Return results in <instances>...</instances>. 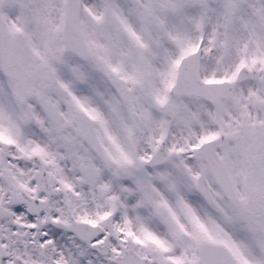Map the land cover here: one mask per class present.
I'll list each match as a JSON object with an SVG mask.
<instances>
[{
	"label": "snow or ice",
	"instance_id": "6c2138e0",
	"mask_svg": "<svg viewBox=\"0 0 264 264\" xmlns=\"http://www.w3.org/2000/svg\"><path fill=\"white\" fill-rule=\"evenodd\" d=\"M0 264H264V0H0Z\"/></svg>",
	"mask_w": 264,
	"mask_h": 264
}]
</instances>
